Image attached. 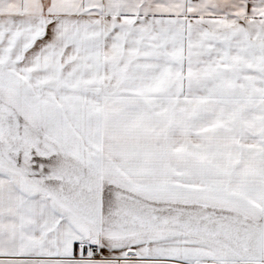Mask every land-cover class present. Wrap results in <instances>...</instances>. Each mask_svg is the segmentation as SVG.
I'll return each instance as SVG.
<instances>
[{"label":"snow or ice","instance_id":"snow-or-ice-1","mask_svg":"<svg viewBox=\"0 0 264 264\" xmlns=\"http://www.w3.org/2000/svg\"><path fill=\"white\" fill-rule=\"evenodd\" d=\"M0 264H264V0H0Z\"/></svg>","mask_w":264,"mask_h":264}]
</instances>
